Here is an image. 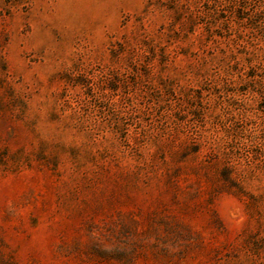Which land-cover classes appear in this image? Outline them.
I'll return each mask as SVG.
<instances>
[{"label": "rangeland", "instance_id": "374dc122", "mask_svg": "<svg viewBox=\"0 0 264 264\" xmlns=\"http://www.w3.org/2000/svg\"><path fill=\"white\" fill-rule=\"evenodd\" d=\"M262 31L264 0H0V264H264Z\"/></svg>", "mask_w": 264, "mask_h": 264}, {"label": "trees", "instance_id": "16d2710c", "mask_svg": "<svg viewBox=\"0 0 264 264\" xmlns=\"http://www.w3.org/2000/svg\"><path fill=\"white\" fill-rule=\"evenodd\" d=\"M174 1V0H173ZM210 3H204L201 7H196L188 17V22L192 28L198 23V20H202L205 23L210 22L214 25L218 24L221 21V17L216 15L215 12L211 11V7H209ZM204 7V8H203ZM183 8V7H182ZM178 17H181L182 13L180 10H177ZM226 22H224L225 24ZM262 37L264 38V32L262 31ZM241 52V51H240ZM264 53V52H263Z\"/></svg>", "mask_w": 264, "mask_h": 264}]
</instances>
